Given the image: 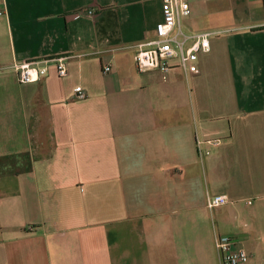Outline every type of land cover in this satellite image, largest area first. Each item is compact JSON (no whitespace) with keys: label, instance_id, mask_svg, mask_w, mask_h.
<instances>
[{"label":"crops","instance_id":"crops-1","mask_svg":"<svg viewBox=\"0 0 264 264\" xmlns=\"http://www.w3.org/2000/svg\"><path fill=\"white\" fill-rule=\"evenodd\" d=\"M184 1L210 50L165 82L134 62L159 1L0 0V264H221L222 235L264 264V0Z\"/></svg>","mask_w":264,"mask_h":264},{"label":"built area","instance_id":"built-area-1","mask_svg":"<svg viewBox=\"0 0 264 264\" xmlns=\"http://www.w3.org/2000/svg\"><path fill=\"white\" fill-rule=\"evenodd\" d=\"M160 2L161 18L156 23L152 37L136 45L134 62L139 72H157L166 82L173 72H180L185 77L199 73L198 56L210 50V33L187 34L181 27V21L190 15V7L184 0H156ZM3 12L0 10V16ZM92 17L94 13L87 11ZM65 57L52 60L55 63L59 78L67 76ZM49 61H35L22 65H14L17 80L20 84H33L48 75V69L42 64ZM105 67L103 73H109ZM85 93L78 90L77 99H85ZM209 138L206 143L218 145L220 140ZM227 203L224 196L209 197L207 207L214 209ZM215 248L221 264H247L249 257L239 246L237 239L222 235L215 241Z\"/></svg>","mask_w":264,"mask_h":264}]
</instances>
